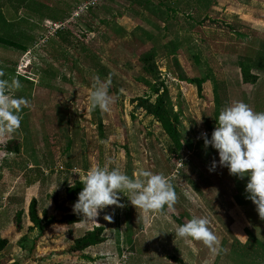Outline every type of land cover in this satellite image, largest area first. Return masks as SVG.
Masks as SVG:
<instances>
[{"label":"rangeland","instance_id":"1","mask_svg":"<svg viewBox=\"0 0 264 264\" xmlns=\"http://www.w3.org/2000/svg\"><path fill=\"white\" fill-rule=\"evenodd\" d=\"M40 7L49 9L41 21L34 14ZM61 13V21L50 19ZM0 15V39L27 47L19 54L0 42V79H18L22 86L12 92L29 102L19 129L0 136V239L9 242L0 264H241L248 231H264V218L247 198V176L229 174L218 154L206 161L215 149L203 156L198 143L202 134L211 137L222 108L242 101L241 66L264 75L257 61H264V0H0ZM57 31L72 45L63 44ZM151 50L155 84L162 82L179 116L178 153L159 122L131 102L151 93L146 83L153 76L138 63ZM109 77L110 108L93 109L88 97L95 78ZM194 79H205L200 94ZM213 161L217 167L209 171ZM104 166L129 176L141 169L163 174L175 204L145 212L124 190L122 207L107 206L95 218L68 208L83 221L60 224L66 186ZM33 199L41 219L44 212L55 219L49 224L44 218L41 230L31 229ZM193 216L208 219L217 251L175 236ZM97 226L104 227V243L69 251ZM255 251L264 260L263 245Z\"/></svg>","mask_w":264,"mask_h":264},{"label":"clouds","instance_id":"2","mask_svg":"<svg viewBox=\"0 0 264 264\" xmlns=\"http://www.w3.org/2000/svg\"><path fill=\"white\" fill-rule=\"evenodd\" d=\"M95 79L88 97L90 106L108 111L112 103L108 93L111 79ZM21 86L18 79L11 82L0 79V136L11 135L20 127L22 108L29 102L24 97H16L12 90ZM202 138L205 148L211 146L218 152L219 165L227 167L229 174L248 177L247 198L264 218V111H254L243 101H236L222 108L211 137L202 134ZM216 167L217 162L213 161L209 171ZM124 190L129 193L130 203L145 212L159 210L165 205L172 207L176 202L175 190L163 174L141 169L129 176L119 167L104 166L87 172L73 210L83 217L95 218L107 206L122 207L119 200ZM104 219L110 221L112 217L106 215ZM208 224L207 218L193 216L176 227L175 236L200 240L215 252L219 240Z\"/></svg>","mask_w":264,"mask_h":264},{"label":"trees","instance_id":"3","mask_svg":"<svg viewBox=\"0 0 264 264\" xmlns=\"http://www.w3.org/2000/svg\"><path fill=\"white\" fill-rule=\"evenodd\" d=\"M41 9H35V16H42L40 20L45 17L43 15L42 11L44 10H49L47 7H40ZM63 13L59 14L58 16L55 17H50L51 20L55 21H61L62 20ZM21 24V23H19ZM18 24V25H19ZM20 26V25H19ZM59 30V29H58ZM56 34L61 38V41L63 44L67 46H71V42L63 37L62 31H57ZM19 36L22 37V31H19ZM147 38L150 39L151 37L147 35ZM5 45L13 46L15 49H19L22 51H26L27 47L23 46L16 41H6V40H0ZM155 57H156V52L154 50H151L149 53L145 54L140 60L139 64L143 69L147 72L150 73L153 76V82L152 83H146L149 87L150 90V95L148 96H142V97H136L133 99L131 102L134 104V110L138 111L141 110L145 112L148 116L153 117L154 119L159 122L161 129L163 132L166 134V136L170 139L171 143L174 146V152L178 153L182 149V144L180 141V135L179 131L177 129V125L179 123V116L178 114L174 113L171 110V104H170V99L168 96V91L162 85V82H159V84H155L156 80L158 81V67L155 63ZM7 67V66H6ZM6 67L4 70L6 71ZM10 68V67H8ZM12 69V68H11ZM13 70V69H12ZM7 72V71H6ZM240 73L242 76V82L243 83H252L256 80V77L250 75L249 73V68L248 67H243L241 66L240 68ZM7 77V76H6ZM7 79V78H6ZM24 80V79H23ZM205 79H194L192 83H194L197 87L198 93H201L202 90V84ZM28 83H32L31 81L24 80ZM210 129V127L208 126ZM17 148V147H16ZM210 146L205 148L204 146V141H200L198 143V151L201 155L204 156L205 152H209ZM7 150H11V148L7 147ZM14 150L17 152L18 149ZM217 154V151L215 150L212 155L204 156V159L208 161L211 156ZM214 157V156H213ZM83 182L84 181H74L73 185L66 186L65 188V201L64 205L65 206H60L59 209L61 212L64 213L62 219L58 221L60 224L66 225V226H71L75 224H79L83 221V218L74 213H70L68 208H73L74 203L78 199V194L80 191H82L83 188ZM68 206V207H67ZM28 217L30 222L32 223L31 229H39L41 230L42 227V222L43 219L46 218L47 221H49V224L55 222V219L53 217H47V214L44 212L43 213V219H41L38 215L37 212V201L35 199L31 200L29 207H28ZM13 225L15 227V232H19L21 230L20 227V213H17L15 216V220L13 222ZM104 227L102 226H97L93 228L90 231H86L82 236L76 238L74 240L73 245L70 247L69 251L70 252H83L87 250L88 248L95 247L98 245H101L104 243L105 238H104ZM252 240V236L250 238ZM250 240V241H251ZM9 242L6 239H0V252H2L7 246ZM258 245L256 243L251 242L249 243V251L254 253V256H258L256 254L257 252L255 251L257 249ZM255 249V250H254ZM256 254V255H255ZM179 262V261H178Z\"/></svg>","mask_w":264,"mask_h":264},{"label":"crops","instance_id":"4","mask_svg":"<svg viewBox=\"0 0 264 264\" xmlns=\"http://www.w3.org/2000/svg\"><path fill=\"white\" fill-rule=\"evenodd\" d=\"M1 16L2 15H0V17ZM6 24H8L9 26H11V23H8L7 21H6ZM5 40H8V39H5ZM8 41L10 42L12 40H8ZM3 45L14 49V51H16V50L17 51H21V52H19V54H22V53L24 54V51L19 50V49H15L13 46L5 45V44H3ZM257 61L259 63L264 64V61H262L259 58H257ZM7 66H9V65H7ZM262 67L263 68H261V71L264 74V66H262ZM12 69L14 70V74H15V69L14 68H12ZM253 76L256 77V80L254 82H252V83H245V84H243L242 82H239L240 89L242 90L241 98H242V101L244 103H246L247 105H249V107H251L254 111H257V112L264 111V75H259L258 74V75H253ZM218 88H219V86L218 87L215 86L214 91L215 90L217 91ZM20 92H22V91H20ZM217 154H218V152H217ZM211 159H209L208 162H210ZM246 180L248 182V177H247ZM3 208L4 207H1V209H0V215L3 214V211H1ZM255 210H257V209H255ZM256 214H258V213L256 212ZM7 228L5 227V229H7ZM258 232L259 233L262 232L264 234V231L263 230H259L258 229ZM259 233L255 235V234H252L251 232L248 231V235H249L248 236V241L246 242V245L242 244L243 246L241 248L242 249L241 252L243 250H248V252H246L247 254H243L245 252H242L241 256L244 259H242L241 264H264V260H261V258H259L258 256H252L251 257L250 254H249V252H251V251H249V243L251 244V242H252V244L253 243H256L258 245V247L260 245L261 246L263 245V247H264V237H263V235H260ZM251 236H252V240L250 239Z\"/></svg>","mask_w":264,"mask_h":264},{"label":"built area","instance_id":"5","mask_svg":"<svg viewBox=\"0 0 264 264\" xmlns=\"http://www.w3.org/2000/svg\"><path fill=\"white\" fill-rule=\"evenodd\" d=\"M61 28H62V27H58L57 30H58V29H61Z\"/></svg>","mask_w":264,"mask_h":264}]
</instances>
